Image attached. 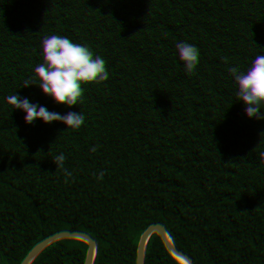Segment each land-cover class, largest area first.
<instances>
[{
    "label": "trees",
    "instance_id": "1",
    "mask_svg": "<svg viewBox=\"0 0 264 264\" xmlns=\"http://www.w3.org/2000/svg\"><path fill=\"white\" fill-rule=\"evenodd\" d=\"M97 3L115 6L117 0ZM148 6L160 34L153 39L145 22L134 43L142 45L135 59L150 70L72 96L58 65L72 49L69 33L110 15L75 13L58 24L36 15L33 0H0V264H264L258 243L264 232V0H149ZM228 6L239 10V31L227 43L213 38L217 51L208 53L195 31L211 35L208 13ZM164 55L181 63L203 55L216 61L224 84L216 95L193 99L206 116L230 121L219 137L224 156L207 211L186 224L142 223L132 198L150 188L142 179L148 169L141 150L150 152L160 141L155 129L139 131L142 121L135 131L126 128L123 111L131 108L135 117L155 102L165 108L159 119L169 124L182 115L158 88L162 73L154 62ZM182 80L197 84L191 73ZM125 96L136 99L123 103ZM220 217L228 220L232 251L209 230ZM201 218L204 236L196 232ZM52 234L64 236V250L39 255V242ZM25 239L33 247L30 260L22 252Z\"/></svg>",
    "mask_w": 264,
    "mask_h": 264
},
{
    "label": "clouds",
    "instance_id": "2",
    "mask_svg": "<svg viewBox=\"0 0 264 264\" xmlns=\"http://www.w3.org/2000/svg\"><path fill=\"white\" fill-rule=\"evenodd\" d=\"M33 3L36 5V15L58 24L71 20L75 13L101 11L110 15L108 22L94 19L71 29L69 35L74 41L72 49L59 56L58 64L66 94L79 95L118 78L126 83L131 82L136 76H144L150 70L148 64L135 59L142 45L134 43L141 36L139 29L144 28L145 22L150 26L144 29L153 39L160 34L150 16L149 0H133L130 8L128 0H117L115 6L97 3V0H33ZM238 16L239 10L233 6L210 11L208 18L214 23L211 35L204 29L195 31L200 45L208 53L215 54L217 48L213 38L217 42L227 43L235 37L239 31ZM132 25L137 26L138 30L131 31ZM154 67L162 73L159 90L170 101L171 110H181L182 115L178 122L169 124L165 119H159L165 113V108L155 102L144 104L135 117L131 108L123 111L126 128L135 131L137 121H142L139 131L155 129L153 133L160 141L159 144L152 142L150 152L141 150L148 169L142 179L150 188L147 195L132 198L136 215L142 223L168 220L186 224L189 217L207 211L206 201L218 180L215 168L224 156L219 137L230 129L227 118L222 121L206 116L193 97L201 92L216 95L224 80L218 63L209 55H203L191 63L176 62L172 56L164 55L154 62ZM97 69L101 74L93 75ZM189 73L195 77L196 85L188 86L183 82L182 77ZM135 99L125 96L122 102ZM176 132L178 136L170 137L171 133ZM169 139L174 142H167ZM149 194L152 200L147 203L144 197ZM36 219H33V223ZM205 225L206 221L201 218L196 228L200 236L205 235ZM227 225V218L220 217L209 226V230L218 237V244L232 251L233 245L225 231ZM22 235L29 238L31 233L25 230ZM258 243L264 247V232ZM39 247V255L44 257L53 252H62L65 238L59 234L49 235L39 242ZM22 252L25 258L32 259L30 239L24 240Z\"/></svg>",
    "mask_w": 264,
    "mask_h": 264
}]
</instances>
